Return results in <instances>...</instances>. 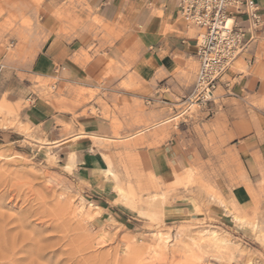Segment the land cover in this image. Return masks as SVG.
Here are the masks:
<instances>
[{
	"label": "rangeland",
	"instance_id": "374dc122",
	"mask_svg": "<svg viewBox=\"0 0 264 264\" xmlns=\"http://www.w3.org/2000/svg\"><path fill=\"white\" fill-rule=\"evenodd\" d=\"M44 1L0 0V92L23 86L48 100L67 92L70 96L61 100L70 106L59 108L79 124L88 114L101 113L115 136L90 139L112 159L117 178L95 183L75 170L76 163L72 172L66 171L65 155L52 149L41 127L29 119V98L12 103V113L0 114V264H264V89L234 100L230 123L222 108L214 110L217 97L225 95L221 87L206 107L186 103L182 108L188 120L174 122L188 132L190 151L173 168L168 184L151 155L136 151L134 139L118 132L138 126L147 103L118 99L109 106L98 89L55 90L57 79L27 72L33 61L28 45ZM167 2L94 0L92 7L86 0H68L58 14L66 23L59 32L90 34L111 47L120 40V56H105L104 62L112 64L106 76H118L136 64L135 46L127 41L135 32L141 35L139 20L161 17L158 6ZM259 6L262 20L251 30L252 41L264 43V2ZM245 20L239 18L247 29ZM177 24L192 26L181 17ZM15 36L19 44L13 47ZM82 53L77 62L92 60ZM198 68L197 59L194 83L183 101L193 92ZM122 87L132 90L134 84ZM95 97L99 110L84 107L81 115L74 114L71 106H84ZM58 122L66 134L73 132L71 121ZM115 183L127 197L124 207L132 211L113 205ZM104 191L108 204L119 211L101 220L96 207ZM238 193L247 196V204H238ZM159 233L169 237L166 244Z\"/></svg>",
	"mask_w": 264,
	"mask_h": 264
},
{
	"label": "crops",
	"instance_id": "0c3cea01",
	"mask_svg": "<svg viewBox=\"0 0 264 264\" xmlns=\"http://www.w3.org/2000/svg\"><path fill=\"white\" fill-rule=\"evenodd\" d=\"M67 1L45 0L41 5L39 20H36L37 29L31 35L28 45L27 56L32 57L33 61L28 65L30 69L28 68L27 72H40L43 78L57 79L55 90L98 89L101 91L100 98L106 100L109 106L118 99H135L140 103H147L145 106L148 110L139 115L142 122L132 131L123 128L118 132L120 136L134 139L136 151L151 155L154 166L169 184L173 168L180 166L190 151L189 140L186 138L188 132L177 126L174 121L178 118L180 121L188 120L182 107L187 103L183 99L190 93L194 83L197 63L195 43L199 28L177 24L181 17L177 1L169 0L158 6V9L162 10L161 17L151 16L145 23L139 20L141 35L135 32L127 41L128 45L135 46L133 49L136 50V64L128 72L119 70L118 76H106L112 64L104 63L105 56H120L121 41H116L111 47L103 39L95 40L90 34L77 33L69 36L60 33V28L66 23L58 14L62 13ZM256 1L259 5L264 2ZM86 3L94 7V0H86ZM102 16L111 22L105 14ZM247 24L245 20L244 25ZM246 40L243 52L232 68L221 77L214 90L216 92L220 87L224 90L225 95L217 97L219 103L214 106V110L222 108L228 123L232 120L230 114L234 100H246L248 96L256 94L257 90L264 89V43L260 38L252 41L253 35L250 38L249 33L246 34ZM11 41L12 46L16 47L19 44L18 36L11 38ZM82 52H87L92 60L85 64L77 62L76 57L82 56ZM100 80L104 83L101 84ZM124 82L133 83L134 88H123ZM29 88H33L32 85ZM31 93L32 91L25 87L18 86L12 90L1 91L0 101L5 100L12 104L29 98L32 102L28 112L29 119L41 127L42 136L48 139L47 144L52 149L65 155L67 161L70 154H74L75 170L95 183L113 179H106L102 174L103 169L107 167L106 155H103L97 144L90 139L91 136H115L109 122L101 113L96 116L88 114L89 116L82 118V124H79L78 119L69 114L70 112L59 108L69 105L61 100L70 96L69 93L65 92L64 96L57 95L51 100L36 97ZM97 99L95 97L84 106H71L72 111L81 115L84 107L93 106L99 110L101 106ZM216 115L219 114L214 116ZM65 120L72 122L73 132L70 134H66V128L58 122ZM143 122H151V125L147 126ZM81 128L84 130L80 131ZM115 185L112 190L116 199ZM235 198L238 204L248 202L243 193L236 194ZM98 202L96 208L100 210L98 218L101 220L114 217L119 211L108 204L105 191L98 198Z\"/></svg>",
	"mask_w": 264,
	"mask_h": 264
},
{
	"label": "built area",
	"instance_id": "2783aa9c",
	"mask_svg": "<svg viewBox=\"0 0 264 264\" xmlns=\"http://www.w3.org/2000/svg\"><path fill=\"white\" fill-rule=\"evenodd\" d=\"M178 13L189 25L199 28L196 56L199 68L187 103L206 107L214 90L246 46V34L261 23L256 0H176ZM245 17L249 28L239 21ZM232 21L229 23V21Z\"/></svg>",
	"mask_w": 264,
	"mask_h": 264
},
{
	"label": "bare ground",
	"instance_id": "6f19581e",
	"mask_svg": "<svg viewBox=\"0 0 264 264\" xmlns=\"http://www.w3.org/2000/svg\"><path fill=\"white\" fill-rule=\"evenodd\" d=\"M232 21L230 20L229 21V23H231ZM11 104L10 103H8V102H6L5 100L4 101H2L1 103H0V114H2V115H5L6 113L7 114H10V113H12L13 112V110H11V106H10ZM4 157V156H3ZM105 158H106V161H107V167L106 168H104L103 169V171H102V174L104 175V177L106 178V179H110V178H113V179H116L117 177H116V174H115V171H114V169H113V163H112V161H111V159L109 158V157H107V156H105ZM74 154H70V156H69V159H68V161L66 162V164L64 165V169L66 170V171H68V172H72L73 171V168H74ZM190 171H191V169H189ZM192 172V171H191ZM107 181V180H106ZM116 181V180H115ZM116 184V183H115ZM115 191H116V194H117V198L115 199V204H117V205H122V206H125V205H128V203H127V197H126V195H125V192L123 191V189L121 188V187H119L117 184L115 185ZM66 204H67V201L65 202ZM62 204V203H61ZM123 208V207H122ZM237 217V216H236ZM238 218V221H240L242 224H247L248 222L246 221V220H244L243 218H241V217H237ZM236 218V219H237ZM249 224V223H248ZM4 226V225H3ZM1 227V226H0ZM23 227V226H22ZM252 227H254V226H252ZM215 232V231H214ZM211 234H215V233H213V231H212V233ZM210 234V235H211ZM159 236H160V238L162 239L163 238V240H164V243L166 244L168 241H169V237L167 236V237H162V236H165L164 234H162V233H159ZM216 237V236H215ZM206 238H207V236H206ZM216 241V240H215ZM225 242V241H224ZM221 243H223V242H221ZM161 244V243H160ZM153 246V245H152ZM221 247H222V245H221ZM215 248V247H214ZM223 248V247H222ZM14 257V256H13Z\"/></svg>",
	"mask_w": 264,
	"mask_h": 264
}]
</instances>
